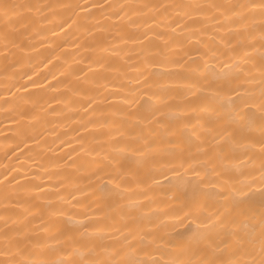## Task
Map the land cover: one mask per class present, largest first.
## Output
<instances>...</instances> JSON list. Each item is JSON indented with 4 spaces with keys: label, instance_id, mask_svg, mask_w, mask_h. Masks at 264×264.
Instances as JSON below:
<instances>
[{
    "label": "snow or ice",
    "instance_id": "1",
    "mask_svg": "<svg viewBox=\"0 0 264 264\" xmlns=\"http://www.w3.org/2000/svg\"><path fill=\"white\" fill-rule=\"evenodd\" d=\"M26 7L36 6L0 0V35L6 45L23 35L19 29H27L28 20H21L17 13L18 9ZM45 7L72 12L67 18H61L60 31L65 34L79 21L96 20L87 27L89 34L95 31L122 34L127 28L144 29L139 36H128L125 42L143 43L151 36L165 40L168 33H157L153 25L171 28L173 34L179 28L182 33L189 32L192 36L203 33L211 39L196 40L200 45L196 49L197 58L184 53L191 61L192 74L184 77L181 91L159 97V106L149 102L147 115L123 112L126 119L111 125L89 120L92 128L115 129L98 148L86 145L83 138L76 140L80 152L102 157L93 163L110 177L109 207L119 208L120 215L132 223L116 228L119 235L112 237L108 235L111 226L105 220H93L88 211L72 212L71 208L80 206V202L72 204L69 199L66 202L71 208L63 204L46 206L45 214L49 217L67 219L55 224L50 221L42 230L47 232L54 228V234L43 237L29 226L32 207L28 202L17 201L16 207L24 209L22 218L18 216L13 220L7 208L0 213V264H264V0L204 3L192 0L110 3L105 0ZM94 9L99 11V18L93 13ZM113 17L125 23H100L101 19L112 20ZM164 19L170 23H162ZM257 22L258 40L255 37ZM220 32L227 35L219 36ZM72 46L81 47L78 43ZM102 50L120 55L116 49ZM60 58L57 54L44 66ZM104 59L97 61L100 67L105 66ZM140 77H137L138 84L150 83L144 72ZM32 87L39 85L33 81ZM8 91L15 96L11 89ZM169 100L180 103L173 105ZM93 103L94 98L89 97L88 108H92ZM145 121H155L160 127L151 128L147 136L137 133L135 129ZM88 124L83 125L85 132L89 131ZM125 125L127 132L122 131ZM125 135L130 137L128 141L113 139V136ZM153 137H174V140L169 141L171 147L161 151ZM164 169L177 178L176 199L180 202L179 207L165 215L182 217L181 225L188 223L185 232L162 236L160 231L146 229L142 208L148 205H141L133 199L137 194L129 196V192L133 184L148 185L149 180L155 182L156 174L166 175ZM9 176L11 170L0 178L6 193L16 180L15 176L11 179ZM257 185L259 191L255 190ZM36 188L39 190L40 186ZM138 195L150 199L147 190ZM68 196L75 199L73 193ZM56 198L66 200L60 193ZM8 199L5 194V201ZM124 199L128 205L120 208ZM77 216H82L83 220L78 221ZM22 221L28 223L19 226ZM109 240L114 242L108 243ZM164 255L170 258L165 261Z\"/></svg>",
    "mask_w": 264,
    "mask_h": 264
},
{
    "label": "bare ground",
    "instance_id": "2",
    "mask_svg": "<svg viewBox=\"0 0 264 264\" xmlns=\"http://www.w3.org/2000/svg\"><path fill=\"white\" fill-rule=\"evenodd\" d=\"M13 2L36 7L17 10L18 18L21 20L26 18L29 22L27 29H19L23 33L19 39L15 42L9 41L6 45L3 36L0 35V178L10 170L9 179L12 176L16 177L13 184L8 187L7 193L3 185H0V213H4L7 208L8 215L13 220L18 216L22 218L24 209L16 207V202H28L32 207V214L28 217L29 226L40 236L46 237L55 231L54 228H49L47 232L43 231L46 224L50 221L55 224L67 219L49 217L45 214L46 206L49 203L53 206L63 204L65 208H71L66 202L70 199L72 204L80 202V206L71 208L72 212L88 211L93 220H105L111 226L108 235L117 237L119 234L115 229L132 221L122 217L119 208L109 207L111 201L108 189L112 187L110 177L100 172L98 166L93 163L102 157L80 152V145L76 140L83 138L86 145L98 148L100 143L105 142L106 135L114 133L115 129L92 128L88 124L89 120L111 125L113 122H122L126 119L123 112L132 111L147 115L146 108L149 102L159 106V97L181 91L184 88V77L192 74L191 61L184 53L187 52L197 58L196 49L200 45L196 40H210L211 36L203 33L192 36L189 32L182 33L179 28L173 34L171 28L153 25L157 33H168L165 40L151 36L143 43H133L131 40L125 42L128 36H139L144 29L127 28L122 34L115 31H95L89 34L87 27L95 24L96 20L79 21L78 25L68 29L65 34L60 31L61 18H67L72 12L63 8L48 9L45 6L100 3L105 0H13ZM107 2L174 3L187 0H107ZM192 2L204 3L211 0ZM93 13L97 18L100 17L99 11L94 9ZM83 15L84 13H80V16ZM151 15L149 13V16ZM161 22L170 23L166 19ZM100 23L113 25L124 24L125 21L118 22L113 17L112 20L101 19ZM208 31L211 32L212 28L210 27ZM218 35L225 36L227 33L220 32ZM255 37L256 40L259 39L258 22ZM75 43L81 47L74 48L72 45ZM103 48L116 49L120 55L115 56L111 52L103 51ZM57 54L61 58L53 60L52 64L45 67L47 61ZM102 58H105L104 67L97 63ZM141 72L148 76L150 81L148 85L137 83V77H140ZM53 76L56 79H53ZM140 79L142 81L143 77ZM33 81L39 87H32ZM9 89L15 96L9 94ZM89 97L94 98L92 108H88ZM168 102L173 105L180 103L179 100ZM173 111L176 109L173 108ZM157 118L165 119L163 116ZM85 124H88V132L83 130ZM153 127L158 129L160 126L155 121H145L135 131L147 136ZM127 130L126 125L122 127V131ZM153 138L157 139L161 151L171 147L169 141L174 140V137ZM113 139L128 141L130 137L113 136ZM256 166H259L258 162ZM163 171L166 175L156 174L155 182L149 180L148 185L141 186L133 184L129 196L136 193L133 199L138 200L141 205H148L142 208L145 217L143 224L147 230L160 231L162 236L165 233L168 235L183 233L188 222L181 225L182 217L165 215L173 208L179 207L180 202L176 199L179 194L176 176L167 169ZM37 185L40 186L39 190L36 188ZM146 190L150 199L138 195ZM255 190L259 191L258 185ZM57 193L63 194L66 200L62 202L57 199ZM68 193H73L75 199L68 196ZM5 194L9 198L7 202ZM127 205L126 199L121 200L120 208H126ZM113 216L115 220L112 219ZM77 220L82 221L83 217L77 216ZM28 221H22L19 226ZM112 242L114 241H108ZM169 258L167 255L163 256L165 261Z\"/></svg>",
    "mask_w": 264,
    "mask_h": 264
}]
</instances>
